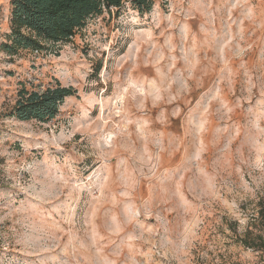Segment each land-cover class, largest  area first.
<instances>
[{
    "label": "rangeland",
    "instance_id": "1",
    "mask_svg": "<svg viewBox=\"0 0 264 264\" xmlns=\"http://www.w3.org/2000/svg\"><path fill=\"white\" fill-rule=\"evenodd\" d=\"M9 0H0V45ZM71 86L46 122L17 90ZM264 0H153L68 43L0 48V264H255Z\"/></svg>",
    "mask_w": 264,
    "mask_h": 264
},
{
    "label": "trees",
    "instance_id": "2",
    "mask_svg": "<svg viewBox=\"0 0 264 264\" xmlns=\"http://www.w3.org/2000/svg\"><path fill=\"white\" fill-rule=\"evenodd\" d=\"M125 2L140 13L150 11L153 4V0H9L10 32L0 48L14 55L27 49L38 51L46 45L68 43L85 26L87 18L105 11L118 14ZM16 95L11 116L20 121L46 122L58 114L64 99L74 95V90L56 82L43 90L22 86ZM255 204L256 213L245 229L233 233L241 245L259 253L260 261L255 264H264V199Z\"/></svg>",
    "mask_w": 264,
    "mask_h": 264
}]
</instances>
